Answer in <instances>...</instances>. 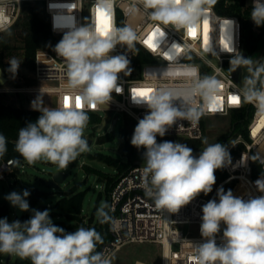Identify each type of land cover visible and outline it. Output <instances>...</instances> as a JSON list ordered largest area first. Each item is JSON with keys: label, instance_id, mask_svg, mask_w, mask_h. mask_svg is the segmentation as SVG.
<instances>
[{"label": "clouds", "instance_id": "clouds-1", "mask_svg": "<svg viewBox=\"0 0 264 264\" xmlns=\"http://www.w3.org/2000/svg\"><path fill=\"white\" fill-rule=\"evenodd\" d=\"M217 0H130L126 15H146L148 19L163 25L155 28V48L165 35L164 29L183 31L187 36L195 33L209 21L212 7ZM116 0H94L90 9L91 18L86 24H72L54 51L66 62L67 88L74 103L49 108L43 106L38 97L33 109L40 112L35 122L19 129L15 150L28 165L47 161L59 169H66L79 155L89 150L84 138L89 116L85 106L95 111L112 100V93L121 94L118 74H131L129 60L125 55H110L117 45H126L129 51L138 41L136 31L128 24L116 26L114 10ZM71 14V9H69ZM256 26L264 25V0H253L250 13ZM229 23V22H228ZM0 29L7 31L3 25ZM223 49L233 53L230 70L246 68L239 96L244 102L252 103L258 113L264 115V63L254 62L235 51L225 37ZM149 47V46H148ZM172 49L179 54L180 45ZM205 51L211 49L205 48ZM174 57L169 56V59ZM21 61L15 57L8 60V72L14 78ZM190 92L201 100L199 106L190 101H180L171 90H154L141 95L133 91L132 101L146 105L149 109L134 129L131 145L143 148L142 187L151 198L156 209L177 213L200 193L207 195L216 183L215 171L231 164L227 146L210 144L200 155L194 156L192 148L172 141L158 143L157 136L163 137L168 128L178 121L197 123L205 111H218L221 83L214 77L194 78ZM79 98L80 106H77ZM7 151V139L0 134V158ZM248 157L243 156L241 163ZM251 159L264 163L258 156ZM19 164V161H16ZM257 190L264 193V177L255 181ZM30 193L12 192L5 198L21 211L29 210L27 197ZM218 201L209 200L202 206L200 233L205 242L190 245L194 249L193 264H264V195L247 200L234 196L231 190L217 191ZM109 205L101 203L96 211L100 223L111 220ZM223 229V243L218 245L216 235ZM103 242L102 235L95 228L79 227L75 232L53 224L49 211L33 210L32 217L24 222H8L0 219V253L30 259L31 264H112V258L96 251Z\"/></svg>", "mask_w": 264, "mask_h": 264}, {"label": "built area", "instance_id": "built-area-1", "mask_svg": "<svg viewBox=\"0 0 264 264\" xmlns=\"http://www.w3.org/2000/svg\"><path fill=\"white\" fill-rule=\"evenodd\" d=\"M42 3L43 11L47 17L49 30L57 38L62 39L72 24H86L90 18V9L94 0H0V25L9 30L14 26L21 15L26 3ZM130 0H116L114 10V23L116 26L130 25L137 33L138 41L135 48L129 51L126 45H117L110 55H125L129 60L131 74L125 76L118 74V83L123 88L121 94L112 93V100L95 111L84 107L87 114L99 116V113L117 112L125 113L133 119L135 127L140 119L148 114L146 105L134 104L131 98L134 90L151 89L171 90L177 97L175 104L179 106L180 101H190L199 106L201 100L190 92V83L194 78L205 76L214 77L220 81L222 87L219 95L218 111H205V114L195 124L182 120L170 128L163 137L157 136V142L162 139L171 141L174 139L182 144L185 141L201 142L200 147L194 151H202L210 138L218 137L215 143L221 140V131L212 132L204 128V121L209 118H233L227 129L222 134H228L232 138L227 149L231 156V164L222 168L226 176L216 177L209 195L199 194L189 204L183 206L177 213L156 209L151 198L145 195L142 187V168L144 162L134 164L129 170L118 175L109 192V211L113 214L108 226L110 239L104 242L99 252H104L112 258L131 244L153 243L161 246V264H193L192 257L194 249L189 242L199 245L205 242L201 236L200 225L202 223V206L209 200L217 199V191L221 188H229L234 196L245 200L264 195L257 190L255 181L264 177V163L254 162L251 157L258 156L264 160V115L259 114L252 103L230 102L231 96H239L240 88L243 86L241 68L238 80L235 79L230 70V61L233 53L223 49L226 42L240 52H245L243 42V25L237 16L220 15L211 9L209 21L202 25L195 36L185 35L183 31H176L169 26L164 29L165 35L160 38V48L153 51L145 40L159 26L156 22L148 19L146 15H126V8ZM253 6V0H251ZM71 9V14H69ZM229 22V23H228ZM5 30L0 29V33ZM173 44L180 45L181 51L177 54ZM205 48L211 51H205ZM169 56L174 57L169 59ZM248 58V57H247ZM8 83L0 87V93H21L30 98L28 108L33 109V101L38 97L42 99L43 106L49 108L60 107L64 98L69 97V103H74V98L69 95L66 77V62L56 52L47 49H38L34 58V67L28 76L30 82L25 81L23 76L8 75ZM9 82L18 83L11 86ZM151 91V92H152ZM136 92V91H135ZM148 93V94H151ZM138 93V92H136ZM118 121V117H116ZM107 122V119H105ZM242 125L241 131L236 127ZM226 138V139H227ZM248 157L246 163L242 164V157ZM75 161L71 162L73 164ZM22 163V162H21ZM24 164H17L14 159L5 160L0 164V178L12 176L17 173ZM49 208V205H47ZM84 223L87 224L84 218ZM197 225L199 234L185 232L181 226ZM223 233L216 235L218 245L223 243ZM174 245L178 248L174 249ZM147 264L136 261L134 264Z\"/></svg>", "mask_w": 264, "mask_h": 264}, {"label": "rangeland", "instance_id": "rangeland-1", "mask_svg": "<svg viewBox=\"0 0 264 264\" xmlns=\"http://www.w3.org/2000/svg\"><path fill=\"white\" fill-rule=\"evenodd\" d=\"M249 3L251 4V0ZM253 32H256V29L250 31L248 27L243 25L244 44L250 39L252 34H254ZM249 57H251L254 62L264 63V35L260 39L257 49L252 51L248 55V58ZM15 58L21 61L18 73L16 74L23 76L25 81H21V84H23V82L29 83L31 79H29L30 77L28 76L31 74L32 70L25 65L22 58L19 56V53ZM9 59L10 58H6L5 61L8 62ZM247 75V69L243 68L241 76L242 82H244ZM9 85L18 86L19 84L9 82ZM29 103L30 98L25 94L0 93V104L14 107H28ZM99 116L101 118H98V121L89 120L87 127L84 130V138L87 140L88 144L90 143L89 150L79 155L75 162L69 164L66 169H59L56 165L47 161H38L34 165H28L23 159L20 164H24V167H20L15 175L0 178V204H7L9 206V223L17 220L20 222L29 220L33 215V210H36L37 206L43 204L49 205L48 211L53 224H75V221L71 222L66 214L56 207V203L65 197L67 192L73 189L85 193L82 215L87 223L92 216H94V222L97 221L96 211L101 203H107L109 205L110 187L106 182V178L116 177L119 175V171L113 166H110L99 159H95L93 156L96 154H102L125 162L126 159L123 157L120 150L121 133L126 127L133 130L135 129L133 119L125 113L102 111L99 113ZM116 117L119 119L112 130V140L102 143L100 139L109 133L113 120ZM105 119H107L106 125L101 131H99L98 129L101 127V124ZM230 121L235 122V119L209 118L204 121V128L206 131H209L208 135H212V132L215 131H221L220 135L222 139L219 143L228 146L231 143L232 138L229 137L224 139L222 133L227 129ZM241 127L242 125H239L236 131H241ZM144 151L145 149L143 148L137 149L134 163L144 162ZM58 172L68 175L66 180L60 184L58 188H51L40 182L41 179L46 181L50 180L51 177ZM24 190H27L28 192L31 190H38L43 192L45 196L35 208L29 206L28 211H23V217L19 218L15 214V207L12 206L5 197L12 192L22 194ZM26 199L29 203V198L27 197ZM180 228L185 232L190 231L194 235L199 234V226L197 225H186L181 226ZM177 248L178 246L174 245V249ZM9 255L12 254L0 253V264H8L7 259ZM136 261L147 264H161V246L153 243L131 244L123 247L113 258V263L115 264H134ZM16 262L17 256L12 255L9 264H16Z\"/></svg>", "mask_w": 264, "mask_h": 264}, {"label": "trees", "instance_id": "trees-1", "mask_svg": "<svg viewBox=\"0 0 264 264\" xmlns=\"http://www.w3.org/2000/svg\"><path fill=\"white\" fill-rule=\"evenodd\" d=\"M249 1L250 0H217L216 4L212 7L220 15L237 16L241 20L242 25L248 27L250 31L256 29V32H253L254 34H252L250 39L244 44L245 52L248 55L257 49L258 43L264 35V25L258 27L250 18L252 5ZM57 43V38L49 30L47 17L43 11L42 3L34 4L28 2L24 4L22 13L18 17L14 26L9 30L0 33V65L6 76L11 75L7 71L9 64L5 60L6 58L15 57L19 53V56L22 58L25 65L32 70L34 67L36 51L38 49H47L54 53V48ZM40 114V112L29 109L28 107H14L0 104V134H3L7 139V151L5 155L0 158V164L9 159H14L15 162L19 161V163L22 162L23 158L15 150V143L18 138L19 129L27 126L30 122H35ZM87 115L89 116V120H99V117L94 114ZM237 128L238 126L236 129ZM133 133L134 130L127 127L124 128L121 133L120 150L121 154L126 159L125 162L102 154H96L93 157L116 168L119 171V175L126 172L134 166V160L137 153V148L131 145ZM227 137L228 134H223L224 139ZM112 138L113 135L111 131L106 136L102 137L100 141L103 143L112 140ZM163 141L168 140L162 139L161 142ZM183 144H186L188 147L192 148V150H197L200 147L201 142L185 141ZM214 174L216 177L219 176L220 178L226 176L222 168L217 169ZM117 177L118 175L116 177L106 178V182L110 189ZM228 190L230 189H224L225 192ZM29 193V206L31 208H35L45 196L43 192L38 190H31ZM200 194L205 195L204 193ZM84 197L85 193L79 192L77 189L67 192L66 196L56 203V207L64 212L71 222L75 221V224L54 223V225L63 228L66 233L75 232L79 227L95 228L103 238V242L98 244L96 248V251H99L101 245L110 239L107 229L111 220L107 223H100L97 219V221L94 222V216H92L89 218L88 223L85 224L82 215ZM216 200L218 201V196ZM9 213V206L7 204H0V219L7 218L8 220ZM108 214L112 219L113 214L109 210ZM225 227V225L221 224V230L219 233H223ZM16 264H31V261L30 259L25 261L17 260Z\"/></svg>", "mask_w": 264, "mask_h": 264}, {"label": "water", "instance_id": "water-1", "mask_svg": "<svg viewBox=\"0 0 264 264\" xmlns=\"http://www.w3.org/2000/svg\"><path fill=\"white\" fill-rule=\"evenodd\" d=\"M243 56L245 58L248 57V54L246 52L243 53ZM240 71H241V68H237V70L233 73V76L235 77L236 80H238V77H239V74H240ZM8 83V77L6 76L2 66L0 65V86H5L6 84ZM104 106V105H102ZM117 123V119H114L113 120V123H112V126L109 130V132H111L114 128V125ZM106 125V120H104L101 124V127L98 129L99 131H101L103 129V127ZM218 140V137H214V138H210L208 139V142L210 144H214L216 141ZM172 142H175L174 139L171 140ZM183 141L182 138L179 139V143H181ZM90 145V143L88 144V146ZM200 151H194L193 152V155L194 156H199L200 155ZM136 164H140V162H136ZM67 174H64L62 172H58L56 174H54L50 180H44V179H41L40 182L42 184H45L51 188H58L60 184H62L66 178H67ZM36 210L38 211H45V210H48V206L47 205H39L37 206ZM15 214L17 217L21 218L23 217V211H21L18 207H15ZM12 258V255H9L8 259H7V263L9 264L10 263V260ZM17 260L19 261H25L27 259H21L17 256Z\"/></svg>", "mask_w": 264, "mask_h": 264}, {"label": "snow or ice", "instance_id": "snow-or-ice-1", "mask_svg": "<svg viewBox=\"0 0 264 264\" xmlns=\"http://www.w3.org/2000/svg\"><path fill=\"white\" fill-rule=\"evenodd\" d=\"M191 35L195 36V31L192 30L190 32ZM156 37V32L153 31L148 38L145 40V44L148 45L149 47L155 48V43H154V38ZM136 92H138L141 95H147L148 93H150L152 90L151 89H146V90H134ZM65 105L67 106L69 104L70 98L69 97H65ZM230 102L232 103H238L239 102V98L237 96H231L230 97ZM77 106H80L79 103V98H77Z\"/></svg>", "mask_w": 264, "mask_h": 264}, {"label": "bare ground", "instance_id": "bare-ground-1", "mask_svg": "<svg viewBox=\"0 0 264 264\" xmlns=\"http://www.w3.org/2000/svg\"><path fill=\"white\" fill-rule=\"evenodd\" d=\"M140 264V263H139Z\"/></svg>", "mask_w": 264, "mask_h": 264}]
</instances>
